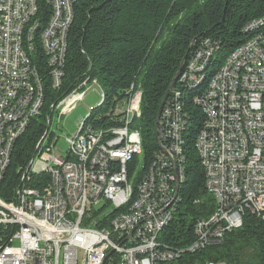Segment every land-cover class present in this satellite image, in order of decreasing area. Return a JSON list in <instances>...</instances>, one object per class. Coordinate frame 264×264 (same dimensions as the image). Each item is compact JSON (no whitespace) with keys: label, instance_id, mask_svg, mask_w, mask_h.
Segmentation results:
<instances>
[{"label":"built area","instance_id":"built-area-1","mask_svg":"<svg viewBox=\"0 0 264 264\" xmlns=\"http://www.w3.org/2000/svg\"><path fill=\"white\" fill-rule=\"evenodd\" d=\"M76 1L49 0L52 14L40 30L37 0H0V184L16 142L42 112L44 83L62 87ZM39 48L47 58L42 73L35 61ZM212 58V49L200 52L184 83L199 87ZM89 85L101 90L96 80L86 79L52 107L55 113L63 118L72 112ZM208 87L205 99L197 101L208 123L196 147L216 209L195 224L192 246L179 249L159 239L182 203L186 125L177 109L164 110L157 129L160 151L152 168L140 173L142 138L131 124L142 116L143 94L132 87L120 112L123 126L95 130L87 125L90 113L77 135L66 139V158L56 150L57 141H50L49 129L42 136L33 159L19 170L14 201L0 198V264L173 263L185 253L220 245L243 225L247 211L264 221V35L234 51ZM101 97L103 104L102 90ZM43 175L47 185L28 187Z\"/></svg>","mask_w":264,"mask_h":264},{"label":"trees","instance_id":"trees-1","mask_svg":"<svg viewBox=\"0 0 264 264\" xmlns=\"http://www.w3.org/2000/svg\"><path fill=\"white\" fill-rule=\"evenodd\" d=\"M37 2L42 30L52 10L49 0ZM67 35L62 87L55 90L49 82L44 83L42 112L31 120L14 146L0 184V198L14 201L23 173L19 174V170L33 159L40 139L48 131V119L55 114L52 107L84 80H96L104 96L103 104L87 120V125L95 130L110 131L123 126L120 112L127 106L134 87L143 94L142 116L131 124V130L140 132L142 138L143 171L152 168L160 151L155 133L164 110L177 109L186 125L182 134V203L159 239L175 248H189L197 240L195 224L212 216L216 209L215 199L206 189L196 147L197 137L208 123L206 112L197 101L205 99L211 79L234 51L264 35V0H77ZM207 48L213 50V58L201 73L205 81L196 88L186 85L183 74L188 65ZM37 60L42 73L47 58L41 48L37 50ZM49 138L51 141L53 135ZM48 180L45 175L34 177L28 187L41 189ZM208 263L264 264V221L247 211L243 225L228 233L220 245L185 253L179 260L163 264Z\"/></svg>","mask_w":264,"mask_h":264},{"label":"rangeland","instance_id":"rangeland-1","mask_svg":"<svg viewBox=\"0 0 264 264\" xmlns=\"http://www.w3.org/2000/svg\"><path fill=\"white\" fill-rule=\"evenodd\" d=\"M102 102L101 90L98 86L89 85L85 89V96L82 101L76 104L75 109L69 114L60 118L57 113L52 117L49 126V134L53 135L56 142V150L63 158L67 157L69 146L66 139H72L79 131L82 122L88 117L92 110L96 109ZM144 162L139 161V172L143 170ZM104 206L101 203L98 208ZM14 247H19V242H14Z\"/></svg>","mask_w":264,"mask_h":264},{"label":"water","instance_id":"water-1","mask_svg":"<svg viewBox=\"0 0 264 264\" xmlns=\"http://www.w3.org/2000/svg\"><path fill=\"white\" fill-rule=\"evenodd\" d=\"M182 69H183V67L180 69V71L178 72L177 76L175 77V79H174V81H173V83H172L171 89H172V87L176 84V82L178 81V78H179L180 74L182 73ZM169 91H170V90H169ZM168 95H169V93H167V95H166V97H165V99H164V101H163V103H162V105H161V108H160V111H159V115H158V119H157L156 125L158 124L160 114H161L162 109H163V107H164V105H165V102H166V100H167V98H168ZM155 137H156V141H158V135H157V132L155 133ZM111 254H112V253H111ZM111 254H110V255H111Z\"/></svg>","mask_w":264,"mask_h":264}]
</instances>
